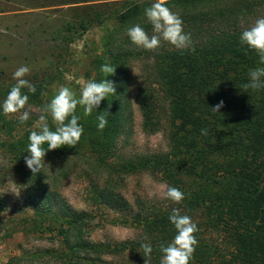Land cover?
<instances>
[{"label":"trees","instance_id":"trees-1","mask_svg":"<svg viewBox=\"0 0 264 264\" xmlns=\"http://www.w3.org/2000/svg\"><path fill=\"white\" fill-rule=\"evenodd\" d=\"M154 2L103 0L68 7L53 30L67 45L92 28L105 31L102 50L87 76L90 81L113 82L115 95L109 94L91 115L85 116L79 109L74 113L84 130L78 143L85 142L93 149L96 168L116 154L119 138L126 133L128 101L122 99L118 81L125 75L126 63L140 59L136 102L142 127L147 133L164 131L170 148L166 153L136 155L116 167L127 173L149 171L159 175L166 186L184 193L180 203L138 198L132 204L117 190V182L111 177L105 179L103 186L94 187L93 200L129 216L140 232L132 240L104 247L132 264H144L141 245L148 243L152 247L150 264H160L161 245L167 246L176 235L169 215L177 208L198 228L194 234L198 244L189 264H264V88L242 87L249 82V71L264 65L255 50L240 42L241 33L252 25L260 5L254 0L165 1L182 19L184 32L191 35L193 52L163 40L157 49L146 50L132 43L127 34L119 33L140 24L151 35L145 9ZM103 65L115 68L114 74L102 72ZM57 71L48 66L27 78L36 88L35 93L21 90L29 96L28 103L40 100L56 80ZM5 78L6 73L0 71V100L16 83ZM221 101L223 107L213 112L211 108ZM105 109L110 114L101 131L97 116ZM49 128L56 129L52 124ZM202 129H207L206 135L201 134ZM29 143L21 138L10 148L27 151ZM30 175L37 214L52 217L53 225L62 219L59 232L68 242L71 257L83 252L71 264H98L92 254H101L100 247L89 243L82 233L90 213L56 210L55 197L42 184L39 173Z\"/></svg>","mask_w":264,"mask_h":264},{"label":"rangeland","instance_id":"rangeland-1","mask_svg":"<svg viewBox=\"0 0 264 264\" xmlns=\"http://www.w3.org/2000/svg\"><path fill=\"white\" fill-rule=\"evenodd\" d=\"M83 1L0 0V71L6 73L5 80L13 81V73L23 65L30 68L25 79L48 66L58 70L56 80L38 102L28 103L21 112L8 115L0 107V195L3 200V206H0V264H71L79 255L83 256L80 252L71 257L67 250L68 242L59 232L62 219L53 225L52 217L37 214L32 172L24 160L29 153L10 148L21 138L28 141L32 131L40 130L37 124L42 114L49 126L57 127L42 109L50 103L60 86L70 88L79 98L83 85L91 79L87 75L102 50L105 31L100 27L92 28L71 45L61 41L62 36L53 34L68 7L103 0ZM254 2L260 8L258 15L251 19L252 25L264 17V0ZM119 33L126 34L127 30ZM126 64L125 75L118 84L122 99L128 101V123L126 133L119 138L116 154L111 155L105 165L96 168L95 152L87 143H77L75 147L65 145L48 151L44 157L46 166L38 172L42 184L55 197L56 210L70 208L90 213L91 218L82 233L89 243L100 247L101 254H92L97 257L98 264H132L111 254L104 245L132 240L139 235L140 228L129 216L96 204L92 198L95 186H103L105 179L111 177L118 183L117 190L132 204L138 198L153 203L166 200L163 195L166 184L159 175L144 170L127 173L116 167L117 163L136 155L166 153L170 148L164 131L147 133L142 127V115L136 102L142 61L135 59ZM4 99L0 100V105ZM76 109L84 110L80 105ZM25 110L29 111V119L21 123L19 116ZM43 146L48 148L47 144Z\"/></svg>","mask_w":264,"mask_h":264},{"label":"clouds","instance_id":"clouds-1","mask_svg":"<svg viewBox=\"0 0 264 264\" xmlns=\"http://www.w3.org/2000/svg\"><path fill=\"white\" fill-rule=\"evenodd\" d=\"M145 16L152 25V34L140 25L136 24L127 29V36L132 43L143 47L146 50L157 49L161 41H166L175 48L184 50L192 47L191 35L183 30V21L180 16L166 6L165 0H156L150 7L145 9ZM240 42L250 49L257 52L260 64L264 65V17L258 18L253 25L245 29L240 36ZM101 71L109 75L114 74L115 68L103 65ZM30 73V68L26 65L18 67L13 73V79L16 81L8 92L2 105L5 115L15 114L25 109L28 104L29 96L22 94V89L27 88L29 92L35 93L36 88L29 80L24 77ZM264 67H257L249 71V82L244 84V89L259 90L264 88ZM116 89L114 83L108 79L100 82L89 81L83 85L79 98L66 86H60L50 103L45 105L42 112L51 116L57 124L55 131L50 130L45 115H40L37 127L39 131H32L29 135L25 164L28 169L36 174L45 165L44 157L47 151L56 150L62 146H71L79 142L83 127L78 123L80 117L75 115L77 105L83 106L84 115H91L93 109H97L101 102L109 94L115 95ZM223 107V101L211 108L213 112H219ZM110 114L107 109L97 116L98 129L103 130L107 124V115ZM70 117V119H69ZM29 119V111H23L19 116L21 123ZM67 121V123H65ZM202 135L207 134V129L201 130ZM47 144V151L43 145ZM45 183L46 180H45ZM164 198L173 202L180 203L184 199V193L176 187L166 186L163 193ZM170 222L176 229L174 239L167 245H161L163 253L160 264H189L198 241L195 233L198 231L196 223L188 215H182L177 208H173L169 215ZM144 251V264H150L149 258L152 253L150 244H142Z\"/></svg>","mask_w":264,"mask_h":264}]
</instances>
